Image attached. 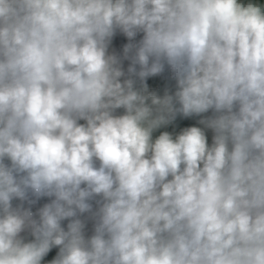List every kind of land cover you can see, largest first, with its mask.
<instances>
[{
    "label": "clouds",
    "instance_id": "obj_1",
    "mask_svg": "<svg viewBox=\"0 0 264 264\" xmlns=\"http://www.w3.org/2000/svg\"><path fill=\"white\" fill-rule=\"evenodd\" d=\"M177 116L199 126L154 136ZM54 248L47 264H264L261 0H0V264Z\"/></svg>",
    "mask_w": 264,
    "mask_h": 264
},
{
    "label": "crops",
    "instance_id": "obj_2",
    "mask_svg": "<svg viewBox=\"0 0 264 264\" xmlns=\"http://www.w3.org/2000/svg\"><path fill=\"white\" fill-rule=\"evenodd\" d=\"M261 2L264 3V0H261ZM152 80L153 82L151 84H148L149 89L157 91V93L160 95H163L166 89L171 92L175 91V81L170 79V73L168 72L167 69L165 73H163L160 76L153 77ZM210 114L211 113H208L206 115H210ZM199 119L200 117L184 118L182 116H177V119L173 122V124L157 130V132L154 133V136L159 135L161 131H169L173 133H178L184 127L199 126L198 125ZM206 134L208 136L209 143H211V138H212L211 130H207ZM91 227L92 226L90 223V229L88 231V234H91ZM30 238L31 237H29V239ZM54 257L55 255L50 252L48 256L45 257L44 264H47V262L53 259Z\"/></svg>",
    "mask_w": 264,
    "mask_h": 264
},
{
    "label": "trees",
    "instance_id": "obj_3",
    "mask_svg": "<svg viewBox=\"0 0 264 264\" xmlns=\"http://www.w3.org/2000/svg\"><path fill=\"white\" fill-rule=\"evenodd\" d=\"M139 38L140 37L138 36L137 39H139ZM126 43H128L127 38L123 34L118 32L113 37L112 44L110 46V51H115L117 54H121L122 55L123 46ZM128 65H129V61H124L123 62V66H124L125 70L127 69ZM152 78L153 77H149L147 79V81H146L147 84H151L153 82ZM118 111H122V110H118ZM46 202H48L47 198H43L40 201H38L37 204L33 206V211L35 212L39 207H41ZM14 203H18V202H14ZM64 223L66 225L67 221H65ZM89 229H90V223L87 226V231H89ZM57 252H58V249H55V248L51 251V253L54 254V255H56Z\"/></svg>",
    "mask_w": 264,
    "mask_h": 264
}]
</instances>
